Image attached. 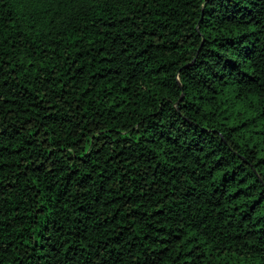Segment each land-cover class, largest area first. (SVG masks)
<instances>
[{"label":"trees","instance_id":"obj_1","mask_svg":"<svg viewBox=\"0 0 264 264\" xmlns=\"http://www.w3.org/2000/svg\"><path fill=\"white\" fill-rule=\"evenodd\" d=\"M0 264H264V0H0Z\"/></svg>","mask_w":264,"mask_h":264}]
</instances>
